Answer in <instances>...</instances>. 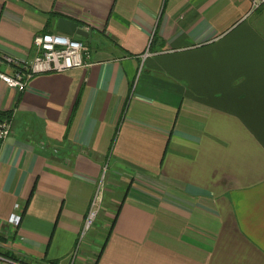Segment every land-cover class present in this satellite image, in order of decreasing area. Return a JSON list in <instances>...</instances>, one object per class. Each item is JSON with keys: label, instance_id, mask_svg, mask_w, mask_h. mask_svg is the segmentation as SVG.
Masks as SVG:
<instances>
[{"label": "crops", "instance_id": "crops-1", "mask_svg": "<svg viewBox=\"0 0 264 264\" xmlns=\"http://www.w3.org/2000/svg\"><path fill=\"white\" fill-rule=\"evenodd\" d=\"M61 16L92 64L0 78V264H264V4L0 0V54Z\"/></svg>", "mask_w": 264, "mask_h": 264}, {"label": "built area", "instance_id": "built-area-1", "mask_svg": "<svg viewBox=\"0 0 264 264\" xmlns=\"http://www.w3.org/2000/svg\"><path fill=\"white\" fill-rule=\"evenodd\" d=\"M264 0H252V7L258 8ZM33 44L36 52L30 59L18 58L6 53L0 54V65L11 66L12 70H0V78L8 85L21 91L25 90L30 78L38 73L64 71L67 69L89 66L92 64L90 49L84 41L60 31L39 32L34 36ZM15 111L0 113V140L7 139L12 132ZM104 181L100 179L90 202L84 221L82 236L89 231L98 220L103 206ZM20 202L14 204V210L4 219L0 216V226L9 222L19 226L22 221ZM0 259H9L0 255ZM45 264H53L48 261Z\"/></svg>", "mask_w": 264, "mask_h": 264}, {"label": "water", "instance_id": "water-1", "mask_svg": "<svg viewBox=\"0 0 264 264\" xmlns=\"http://www.w3.org/2000/svg\"><path fill=\"white\" fill-rule=\"evenodd\" d=\"M58 31L73 36L74 34H80L82 36L89 37L91 32L84 27L80 26L77 21L61 16L58 19Z\"/></svg>", "mask_w": 264, "mask_h": 264}, {"label": "rangeland", "instance_id": "rangeland-1", "mask_svg": "<svg viewBox=\"0 0 264 264\" xmlns=\"http://www.w3.org/2000/svg\"><path fill=\"white\" fill-rule=\"evenodd\" d=\"M100 217H101V214H100ZM97 221H98V220H97ZM97 221H96V223H95L96 225H97ZM87 232H88V231H87ZM87 232H86V233H87ZM83 237H84V236H82V239H83Z\"/></svg>", "mask_w": 264, "mask_h": 264}, {"label": "trees", "instance_id": "trees-1", "mask_svg": "<svg viewBox=\"0 0 264 264\" xmlns=\"http://www.w3.org/2000/svg\"><path fill=\"white\" fill-rule=\"evenodd\" d=\"M0 70H2V68L0 67ZM53 263V262H52Z\"/></svg>", "mask_w": 264, "mask_h": 264}]
</instances>
